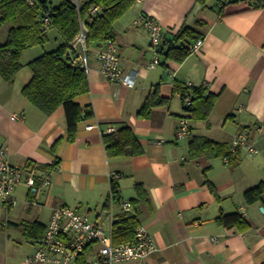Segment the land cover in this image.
Returning <instances> with one entry per match:
<instances>
[{
    "label": "crops",
    "instance_id": "obj_1",
    "mask_svg": "<svg viewBox=\"0 0 264 264\" xmlns=\"http://www.w3.org/2000/svg\"><path fill=\"white\" fill-rule=\"evenodd\" d=\"M140 10L162 24L163 40L174 39L189 27L203 45L180 62L165 60L162 54L160 64L149 66L150 35L135 22ZM2 27L0 42L8 31ZM114 28L122 65L139 70L137 83L128 87L106 79L95 56L97 47L90 49V90L78 101L91 104L94 116L80 121L74 141L67 140L63 106L46 115L23 92L32 78L27 63L46 50L25 49L24 66L14 79L0 77V142L7 159L21 167L32 161L49 164L55 156L60 159L50 173V187H43L38 177L37 190L23 184L16 187L15 205L0 200V264H48L26 262L38 238L29 236L37 230L27 235L22 223L46 225L53 207L68 205L109 233L111 217L125 214L122 199L131 200L132 214L158 247L145 258L123 264L263 263L264 204L248 203L244 194L264 182V5L250 0H225L224 5L218 0H144L135 3ZM198 39L187 35L176 44L188 46ZM176 80L184 85L188 81L205 84L218 94L208 119L190 117L181 93L174 92ZM155 88L169 101L142 117L143 101ZM14 113L20 118L13 119ZM183 116H189L190 129L179 138L176 130ZM91 123L97 127L89 130L86 125ZM122 126L132 128L142 153L108 155L103 134ZM240 133L255 151L244 146L231 149ZM195 136L226 143L231 155L190 158L189 145ZM60 138L54 154L51 146ZM112 171L122 174L115 180L117 191ZM45 172L40 168V174ZM231 213L240 214L247 224L228 227L218 222L221 214Z\"/></svg>",
    "mask_w": 264,
    "mask_h": 264
},
{
    "label": "trees",
    "instance_id": "obj_2",
    "mask_svg": "<svg viewBox=\"0 0 264 264\" xmlns=\"http://www.w3.org/2000/svg\"><path fill=\"white\" fill-rule=\"evenodd\" d=\"M206 2L207 0H200ZM224 5L225 0H218ZM254 5H264V0H250ZM136 0H85L80 2V8L74 0H36L33 5L26 0H0V27L7 25V38L0 42V77L12 81L17 71L24 66L21 61L22 52L33 46L44 45L49 41V31L54 28L60 34L61 43L52 50L45 51L27 63L32 70V78L24 87V95L36 105L44 114H52L58 107L63 106L66 115L67 140L74 141L77 137L78 124L82 120L94 116L91 104H81L78 97L90 90L87 72L79 64H75L69 57L71 41L77 35L80 21H84L88 28L87 45L88 52L93 47L102 46L107 40L115 41V22L122 17ZM98 6L97 14H90L93 6ZM50 11L52 28H42V14ZM198 39L199 36L189 27H184L174 39L163 40L164 49L161 55L164 59L175 61L184 60L190 53V45H177L178 39L186 36ZM193 44V43H192ZM174 92L181 93L185 108L193 119H208L218 97L217 93L207 90L203 85H184L175 81ZM169 98L162 96L158 88L151 89L145 97L140 109V116L148 117L152 109L165 104ZM188 117L189 116H183ZM190 119V118H189ZM58 139L52 146V153H56L61 143ZM103 142L106 145L108 155L127 156L137 155L143 152L139 140L136 138L130 126H122L112 132L103 134ZM230 156L231 151L227 144L215 142L205 136H195L189 145L190 158L201 155ZM37 163V168H44L51 173L57 168L60 159L55 156L49 164H40L32 161L29 165ZM38 178V177H37ZM114 191H117V183L112 179ZM141 196V185L136 186ZM245 200L248 203L261 201L264 204V182L245 191ZM113 225L112 237L115 243L128 242L134 239L140 222L136 215L129 212L116 215ZM218 222L231 227L236 224H247V221L238 213L221 214ZM27 232L37 230L29 236L40 238L46 225L35 223H22ZM28 235V234H27ZM261 264H264L261 263Z\"/></svg>",
    "mask_w": 264,
    "mask_h": 264
},
{
    "label": "built area",
    "instance_id": "obj_3",
    "mask_svg": "<svg viewBox=\"0 0 264 264\" xmlns=\"http://www.w3.org/2000/svg\"><path fill=\"white\" fill-rule=\"evenodd\" d=\"M33 5L36 0H26ZM144 0H136L139 4ZM78 9L80 4L74 0ZM98 6H93L90 14H97ZM42 28L49 30L53 24L50 19V11L42 14ZM150 35V45L153 56L149 66L161 63V51L164 49L163 26L152 15L140 10L135 19ZM88 28L84 21H80V28L75 38L70 43L69 57L75 64H79L88 73L90 71V57L87 45ZM203 45L200 38L190 45L191 52H197ZM96 58L100 62L102 75L115 82H120L128 87H134L138 80L139 70L136 68L125 69L122 65L120 49L113 40H107L105 44L96 48ZM189 85L194 83L187 82ZM13 119H19L20 114L14 113ZM96 124H87L86 128H96ZM190 129V119L182 117L176 130V136L184 137ZM244 146L249 151H255L254 145L244 133L238 134L232 141L231 149L235 150ZM37 163L21 167L11 163L7 159L4 145L0 142V200L8 205H15L17 200L15 189L18 185H26L37 190V177L41 179V185L50 187L51 174L39 173ZM121 173L112 171L111 179L118 180ZM37 203V200H32ZM122 209L132 214L131 200H120ZM119 217L113 215L110 219V232H106L101 223L91 221L85 214L68 205L53 207L50 218L45 226L44 234L36 240V249L27 256L26 262H41L48 264H123L128 260L147 257L151 252L157 251L153 236L149 230L140 224L135 232L133 240L115 243L112 237L113 225Z\"/></svg>",
    "mask_w": 264,
    "mask_h": 264
},
{
    "label": "rangeland",
    "instance_id": "obj_4",
    "mask_svg": "<svg viewBox=\"0 0 264 264\" xmlns=\"http://www.w3.org/2000/svg\"><path fill=\"white\" fill-rule=\"evenodd\" d=\"M7 25H4L3 30L6 28ZM49 41L47 43H45L44 45H37L36 47H34L35 49L34 50V53H41L43 52V50L45 51H48V50H52L54 49L57 44L61 41V37L58 33V31L54 28H52L50 31H49ZM57 37H58V40H57ZM40 51V52H39ZM23 251V250H22Z\"/></svg>",
    "mask_w": 264,
    "mask_h": 264
},
{
    "label": "water",
    "instance_id": "obj_5",
    "mask_svg": "<svg viewBox=\"0 0 264 264\" xmlns=\"http://www.w3.org/2000/svg\"><path fill=\"white\" fill-rule=\"evenodd\" d=\"M261 210L264 212V207H261Z\"/></svg>",
    "mask_w": 264,
    "mask_h": 264
}]
</instances>
